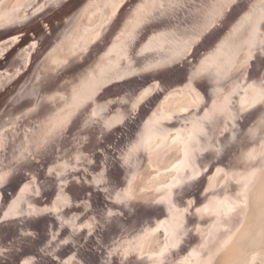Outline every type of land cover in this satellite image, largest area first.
I'll list each match as a JSON object with an SVG mask.
<instances>
[{"label":"bare ground","instance_id":"obj_1","mask_svg":"<svg viewBox=\"0 0 264 264\" xmlns=\"http://www.w3.org/2000/svg\"><path fill=\"white\" fill-rule=\"evenodd\" d=\"M57 1L0 0V24L22 20L27 13ZM210 3L86 0L78 13L80 3L77 8L59 7L60 15L56 12L52 24L44 28L52 34L43 38L38 29L37 36L31 35L35 42L16 57V63L0 71L1 88L36 56L30 83L39 89L41 82L50 84L36 99L34 109L24 112L22 119L14 116L0 131V184L15 172L13 160L22 162L50 151L51 160L63 156L65 161L50 166L41 182L33 177L25 183L20 195L31 197L27 191L37 193L52 175L63 176L64 187L70 181L77 183L70 184L72 189L63 191L53 206L57 211L68 207L71 191L80 189L82 173L90 170V147L94 150L106 130L136 112L163 83L168 91L148 109L134 140L122 153L125 183L119 186L118 179L108 187V194L120 210L150 202L154 207L162 204L166 214H148L139 219L144 221L140 226L136 220L130 226L122 222L109 256L117 252L119 264L128 256L131 264H264V0H223V16L212 23L204 38L186 46L191 33L185 30L198 10ZM127 6L129 15L105 50L83 70L72 69L97 50V43ZM248 15L252 26L245 24ZM36 21L29 24L36 25ZM222 24L225 28L218 30ZM234 28L239 30L234 32ZM209 35L211 39L206 38ZM46 44V52L39 56ZM8 47L0 50V56ZM185 58L186 80L175 84L176 76H165L164 68ZM63 71H69L68 76H61ZM110 83L115 86L100 98ZM243 116L249 122L240 133ZM249 153L256 160H250ZM218 157L225 158L212 165ZM69 174L71 180L66 178ZM109 175L103 164L91 178L104 186ZM196 180L203 186L198 204L191 194ZM18 202L5 215L18 214ZM237 205L239 218H226L224 212ZM102 213L113 218L115 208ZM78 227L91 231L93 217Z\"/></svg>","mask_w":264,"mask_h":264},{"label":"water","instance_id":"obj_2","mask_svg":"<svg viewBox=\"0 0 264 264\" xmlns=\"http://www.w3.org/2000/svg\"><path fill=\"white\" fill-rule=\"evenodd\" d=\"M69 1L58 0L56 3H49L37 12L25 13L27 16L22 20L18 18L17 21L0 28V50L6 47L7 44L9 45L8 49L0 56V71L5 69L10 62L16 63V57L23 50L28 49L30 43L35 42L36 39L31 35H36L38 29H40L41 35L44 36L43 38L49 37L52 34L49 29L45 30L44 28L46 25L52 24L49 22L56 12L60 15L61 11L59 7L67 9V6L72 5L73 8H77L78 3H80L77 8L78 10H76L78 13L86 2V0H73V4H71ZM129 6L123 9L122 13L118 14L117 18H115L116 22L114 24L116 25L112 24V28L110 32L107 31L104 40L97 43V50L90 52L88 56H84L79 61V64L75 68L72 67V69L78 68V71H81L91 63L92 59L98 58L111 42L116 32L120 30V22L122 20L126 21L129 15L127 12ZM72 7L69 9H72ZM234 13L237 15V10ZM34 19L37 20L36 22L39 21L36 25H32ZM42 21L43 23H41ZM30 22H32L31 25L29 24ZM221 28L223 29L225 26L223 24L220 25L218 30ZM8 29L12 30L7 31ZM52 39L53 36L48 41ZM46 46L47 44L40 50L41 53H37L39 56L46 52ZM187 59L176 61L164 68L165 76L171 74L170 77H172L174 74L177 80L175 84L184 83L186 80L184 72L186 73ZM193 59L195 58L193 57ZM33 60H36V56L33 57ZM33 62L29 65L23 63L20 72L9 78L7 84L0 88V131L8 127L9 122L11 119H14V116L22 119L24 112L34 109L36 99H39L43 90L50 86V84L48 85L44 81L40 83V89L39 86L32 87L30 82L35 77L33 74L35 73L33 71ZM32 71L33 73L31 74ZM67 74H69V71H63L61 76H68ZM252 75L253 73L250 69L249 76ZM165 76H162V78ZM62 78L60 77L59 80ZM131 79H125L123 82L131 81ZM119 83L122 82L120 81ZM114 84L110 83L109 86H106L99 94L100 98L107 96L112 86H115ZM160 85L144 102L140 103L136 112L130 113L121 122L114 124L110 129L106 130L101 135V138H99L100 140L94 150L93 147H90L91 155L93 156V160L88 166L90 170L88 173H82L85 174V177H81L82 180H79L78 184L80 187L77 188L80 189L71 191L74 194L71 196V204L68 207H63L57 211L54 210L53 202L57 197L62 195L63 191L68 192L72 189L70 184L76 185L77 182L70 181L72 174L66 177L70 179V183L65 187L63 186V180H65L63 176L52 175L49 180L44 181V184L40 187V191L38 190L39 192L33 193L27 191L26 193L32 195L28 198L20 195L23 193L22 190L25 183L31 182L33 177L41 182L44 172L51 168L50 166H54L58 160L59 162L65 161L63 156L51 160L50 156L53 153L48 151L45 154H40L30 159L25 160L23 158L22 162L12 161L17 164L15 172L10 174L0 184V264H24L25 261H30L31 264H119L118 253L114 252L109 256V249L111 251L112 241L119 237V227L122 222L130 226L136 220L135 225L140 226L144 221L139 219L148 214L151 217L152 215H156V213L166 214L162 204L154 207L155 204L150 202L141 205L132 203L130 205L133 208V210L131 209L132 211L128 210V207L127 209L120 210L113 203L111 195L108 194V189L118 179H120L119 186H123L125 183L126 178L123 177L125 169L121 163L122 153L134 140L137 129L140 128L142 120H145V115L149 112L148 109H151L155 104L157 105L162 95L168 91V87L164 86L163 83H160ZM246 117L243 116V121H240V123L243 122L239 126L240 133L243 132V129L246 128L245 125L249 122L245 121ZM8 150L10 149H6V153L9 154ZM221 158L224 159L225 157ZM221 158L218 157L217 161L214 160L212 165H218ZM103 164L106 165L107 172H110L109 177L104 182L105 187L103 183L91 178L92 174L99 173V168ZM212 165L209 171L212 170ZM68 166L70 167L69 162L66 164L67 168ZM80 173L81 170L76 172V174ZM195 182H198V180L193 183L195 184ZM185 187L186 185H184ZM193 189L195 191L191 194L195 197V201L198 204L201 199L200 192L203 186L201 188L198 182L197 185L193 186ZM17 201L20 203L18 205V208H20L18 214L5 215ZM184 201L186 202V199ZM184 201L180 202L185 203ZM135 205L137 207H134ZM108 207L115 208L113 218H105L102 213ZM89 217H93L95 227L91 231H88L85 227L79 229L80 223ZM130 257L128 256L123 263L131 264L128 260Z\"/></svg>","mask_w":264,"mask_h":264},{"label":"snow or ice","instance_id":"obj_3","mask_svg":"<svg viewBox=\"0 0 264 264\" xmlns=\"http://www.w3.org/2000/svg\"><path fill=\"white\" fill-rule=\"evenodd\" d=\"M230 3H235V0H229ZM219 5V7H218ZM160 7H163V4L160 5ZM226 5L223 3V0H212V3L207 4L206 9L198 10L197 14L193 16L191 21V27L186 29V33H191L190 39L184 41V44L187 46L190 43H197V38H204L205 33L208 32L210 26L212 23L216 22L219 17H222L225 11ZM141 12H143V9H140ZM147 15V14H146ZM10 23L12 21H9ZM245 24L248 26H252V16L248 15L245 18ZM4 25L0 24V28H3ZM243 27V25L241 26ZM239 29L234 28V32L238 31ZM252 34L249 33V36ZM207 39H211V36H207ZM207 59V58H206ZM147 95V93H145ZM143 99V98H142ZM248 158L250 160H256V157L252 156L251 153L248 154ZM261 163L264 164V156L261 157ZM239 183V181H237ZM239 195V194H238ZM239 205H237L236 208H229L228 211L224 212V216L227 217H235L239 218ZM24 264H31L30 261H25Z\"/></svg>","mask_w":264,"mask_h":264}]
</instances>
